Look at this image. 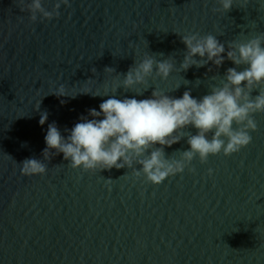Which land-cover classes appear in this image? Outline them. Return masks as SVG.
I'll return each mask as SVG.
<instances>
[{
	"label": "water",
	"instance_id": "water-1",
	"mask_svg": "<svg viewBox=\"0 0 264 264\" xmlns=\"http://www.w3.org/2000/svg\"><path fill=\"white\" fill-rule=\"evenodd\" d=\"M17 2L0 0V264H264V112L248 146L205 163L196 157L195 171L159 185L127 167L73 169L62 153L44 161V175L26 176L19 165L43 159L48 124L67 136L89 109L99 111L105 92L121 85L118 73L146 54L174 57L175 68L134 89L150 87L135 98L154 88L177 98L189 89L208 94L234 65L182 72L180 35L211 33L226 44L255 36L264 31V0H234L228 13L213 11L216 0H70L58 18L35 23ZM54 2L42 0L48 10ZM60 85L68 95L101 96L51 94ZM134 95L120 88L116 98ZM188 147L185 138L165 152Z\"/></svg>",
	"mask_w": 264,
	"mask_h": 264
},
{
	"label": "clouds",
	"instance_id": "clouds-1",
	"mask_svg": "<svg viewBox=\"0 0 264 264\" xmlns=\"http://www.w3.org/2000/svg\"><path fill=\"white\" fill-rule=\"evenodd\" d=\"M216 3L219 7L214 12L228 13L236 6L234 0ZM61 5L71 7L70 0H55L51 10L43 6L42 0H18L16 4L20 12L29 14L32 23L58 18ZM180 36L186 47L180 63L182 72L209 64L219 68L225 60L234 67L227 68L220 83L213 84L208 94L200 98L193 97L190 89L177 98L154 88L149 98L137 99L135 96H142L150 87H144L143 91L134 89L147 85L150 78L167 80L175 68L174 57L157 59L146 54L142 60H134L126 73H118L123 77L121 85L113 88L111 95L105 92L103 96L110 98L100 103L99 111L89 109L80 122L70 130L65 129L67 136L61 134L55 122L48 124L43 159H24L19 164L21 173L44 175L47 172L44 161L62 153L73 169L100 172L127 167L136 177L143 176L147 182L159 185L183 173L185 168L195 171L190 165L196 157L205 163L210 155L222 152L229 156L248 146L253 139L250 133L257 129L255 114L264 112V31L227 44L211 33ZM158 55L163 57V53ZM104 71L113 73L115 69L106 67ZM210 78L215 80V74ZM120 88L135 95L118 99L116 93ZM254 91L258 94L252 95ZM51 94L72 98L78 94L101 96L91 89L68 95L64 85ZM39 107L40 102L35 109L38 111ZM47 119V112L40 113L41 126ZM189 127L196 129L195 135L189 131L185 135ZM185 138L188 149L166 154V147ZM174 153H179V158ZM212 173L209 169L208 174Z\"/></svg>",
	"mask_w": 264,
	"mask_h": 264
}]
</instances>
